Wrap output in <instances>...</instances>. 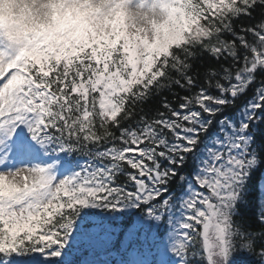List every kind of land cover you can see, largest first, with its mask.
Segmentation results:
<instances>
[{
	"label": "snow or ice",
	"instance_id": "snow-or-ice-1",
	"mask_svg": "<svg viewBox=\"0 0 264 264\" xmlns=\"http://www.w3.org/2000/svg\"><path fill=\"white\" fill-rule=\"evenodd\" d=\"M166 7L160 48L0 27V264H264V0Z\"/></svg>",
	"mask_w": 264,
	"mask_h": 264
},
{
	"label": "rangeland",
	"instance_id": "rangeland-1",
	"mask_svg": "<svg viewBox=\"0 0 264 264\" xmlns=\"http://www.w3.org/2000/svg\"><path fill=\"white\" fill-rule=\"evenodd\" d=\"M18 3H26V7L20 12V20L16 21L14 18L17 13L13 8L7 9V19L5 18V5H12ZM7 3V4H6ZM40 0H0V27H11L12 25H23L30 29H49L54 24H59L63 19L67 22L70 19L67 17L68 13L56 11L55 18L38 17L36 13V6ZM147 5V7H145ZM147 0H80L79 11L82 13H90L98 16L100 20V27H94L99 33L105 34L116 25L121 19L134 29L151 30L154 33V40L152 41V48L163 47L173 38L172 25L167 19L157 21L152 18L149 13L151 9L148 8ZM167 17V15H166Z\"/></svg>",
	"mask_w": 264,
	"mask_h": 264
},
{
	"label": "trees",
	"instance_id": "trees-1",
	"mask_svg": "<svg viewBox=\"0 0 264 264\" xmlns=\"http://www.w3.org/2000/svg\"><path fill=\"white\" fill-rule=\"evenodd\" d=\"M243 23L245 26H249L250 24L254 23V21H250L247 18H244L243 21H237V24ZM63 32L62 28H56L53 33L57 34L59 37L63 38L65 36L70 37L69 40L65 41L63 39L62 42L72 44L75 43L77 45L81 46H97L100 50H105L107 48H114L117 45H119L122 41L127 43L129 48H134L135 46L139 44L147 45L146 41L143 39L142 35L144 32H142L140 29H134L132 27H129L127 24L123 23L121 24L115 31L108 34L105 38H95L94 36H84L83 34L78 35L76 29H70L68 30L67 34L61 35ZM249 39H252L251 36H249ZM149 47V46H148ZM177 91H180L181 95H185L182 90L177 89ZM163 95H169V98L171 99V96L169 93L165 92ZM160 105V97L154 98L153 101L150 102L149 105H146V109H152L153 111L155 108H158ZM152 112H149V115H151ZM138 118V117H137ZM253 183L257 186H264V180L262 177L257 174V177L254 178Z\"/></svg>",
	"mask_w": 264,
	"mask_h": 264
},
{
	"label": "clouds",
	"instance_id": "clouds-1",
	"mask_svg": "<svg viewBox=\"0 0 264 264\" xmlns=\"http://www.w3.org/2000/svg\"><path fill=\"white\" fill-rule=\"evenodd\" d=\"M8 5H5V18L7 19V9H8ZM14 10L16 11L17 15L14 18L16 21L20 20V7L17 5L14 7ZM152 18H155L157 21H163L164 19H166V5H161L159 2L157 3L156 6V10L155 12H152L149 14ZM16 25H12L11 27H15ZM146 36L148 37L149 40H154V33H152L151 31H149L148 33H146Z\"/></svg>",
	"mask_w": 264,
	"mask_h": 264
},
{
	"label": "bare ground",
	"instance_id": "bare-ground-1",
	"mask_svg": "<svg viewBox=\"0 0 264 264\" xmlns=\"http://www.w3.org/2000/svg\"><path fill=\"white\" fill-rule=\"evenodd\" d=\"M150 3H149V6H148V8L149 9H151V11H150V13H152V12H155V10H156V7L154 6V3H153V0H150L149 1ZM7 4V3H6ZM19 6L20 7V12L26 7V3L24 2V3H18V2H16L15 4H12V5H9L8 4V6H9V8L11 9V8H13L14 9V7L15 6ZM3 7V5H0V9ZM13 9H11V10H13ZM14 11V10H13ZM16 12V11H15ZM149 13V14H150Z\"/></svg>",
	"mask_w": 264,
	"mask_h": 264
}]
</instances>
